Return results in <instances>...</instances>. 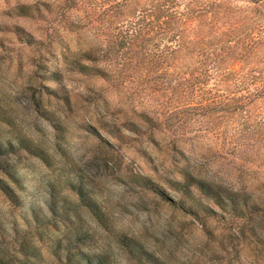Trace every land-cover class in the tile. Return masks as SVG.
I'll use <instances>...</instances> for the list:
<instances>
[{
  "label": "rangeland",
  "instance_id": "1",
  "mask_svg": "<svg viewBox=\"0 0 264 264\" xmlns=\"http://www.w3.org/2000/svg\"><path fill=\"white\" fill-rule=\"evenodd\" d=\"M212 3L216 12L187 29L189 45L236 46L261 34L207 79L227 98L236 79L264 78V0ZM61 7L0 0V136L17 149L0 160L14 167L18 195L15 203L0 190V264H78L81 252L106 264H264L263 215L248 225L197 216L176 190L190 172L264 199V151L239 134V120L182 105L184 72L200 62L182 55L139 78L134 64L113 61L102 32ZM247 106L264 116V98Z\"/></svg>",
  "mask_w": 264,
  "mask_h": 264
},
{
  "label": "trees",
  "instance_id": "2",
  "mask_svg": "<svg viewBox=\"0 0 264 264\" xmlns=\"http://www.w3.org/2000/svg\"><path fill=\"white\" fill-rule=\"evenodd\" d=\"M212 2L214 0L201 3L198 0H148L146 3L141 0H60L61 8L66 7L67 10L83 15L92 29L102 32L113 61L125 69L134 64L139 78L147 75L151 78L152 74L156 76L163 71L167 72V68L179 62L182 55L189 56L197 64L200 62L197 66H188L189 70L184 72L183 85L178 89V96L184 102L182 105L195 107L196 114L215 117L225 114L239 120V134L251 140L249 142L259 145L264 151V116L258 119L249 116L247 106L248 101L264 98L262 73L258 75L259 81L254 76L243 80L236 79L234 91L227 98L207 82L213 71L219 73L223 69L227 56L235 52V47H242L243 51H247L253 42L261 38V34L247 33L237 40L236 46H230V42L226 41L220 48L203 49L199 45H189L186 42L187 29L191 28L195 18L207 12H216ZM132 4L135 6L134 12L131 15L125 14L128 6ZM17 9L23 14L32 13L31 7L27 5H19ZM258 13L264 15V9ZM260 25L264 29V24ZM17 31L25 35L27 44L30 43V34H26L21 28H17ZM40 44L43 42L36 38V45ZM237 54L243 57L245 52L237 51ZM155 90L159 91L156 87ZM22 144L24 148H30L26 142L22 141ZM10 153H17L16 146L11 140L0 136V158ZM0 170L7 175L5 178L0 175V190L12 202L17 203L18 195L10 181L17 182L14 167L0 160ZM184 177L186 183L177 181L176 190L184 193L187 200L196 206L188 207L192 214L200 216L202 211L206 218L213 219H225L228 215L232 222L238 221L245 225L252 222L256 214L264 216V199L255 197L247 190H232L190 172ZM197 194L208 203H204L201 198L196 199ZM182 206L187 205L184 203ZM78 264L106 263L103 257L93 258L81 252ZM152 264L162 263L154 261Z\"/></svg>",
  "mask_w": 264,
  "mask_h": 264
}]
</instances>
